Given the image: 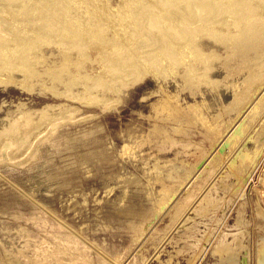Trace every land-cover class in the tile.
Here are the masks:
<instances>
[{
    "label": "rangeland",
    "instance_id": "374dc122",
    "mask_svg": "<svg viewBox=\"0 0 264 264\" xmlns=\"http://www.w3.org/2000/svg\"><path fill=\"white\" fill-rule=\"evenodd\" d=\"M264 0H0V264H258Z\"/></svg>",
    "mask_w": 264,
    "mask_h": 264
},
{
    "label": "bare ground",
    "instance_id": "6f19581e",
    "mask_svg": "<svg viewBox=\"0 0 264 264\" xmlns=\"http://www.w3.org/2000/svg\"><path fill=\"white\" fill-rule=\"evenodd\" d=\"M258 264H264V251H263L262 255H260V257H259Z\"/></svg>",
    "mask_w": 264,
    "mask_h": 264
}]
</instances>
